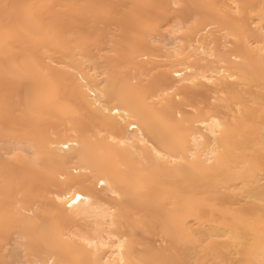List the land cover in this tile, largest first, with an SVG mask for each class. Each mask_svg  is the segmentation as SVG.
<instances>
[{
  "label": "bare ground",
  "instance_id": "bare-ground-1",
  "mask_svg": "<svg viewBox=\"0 0 264 264\" xmlns=\"http://www.w3.org/2000/svg\"><path fill=\"white\" fill-rule=\"evenodd\" d=\"M221 1L0 0V264H264V0Z\"/></svg>",
  "mask_w": 264,
  "mask_h": 264
},
{
  "label": "rangeland",
  "instance_id": "rangeland-1",
  "mask_svg": "<svg viewBox=\"0 0 264 264\" xmlns=\"http://www.w3.org/2000/svg\"><path fill=\"white\" fill-rule=\"evenodd\" d=\"M223 1V0H222ZM221 1V2H222ZM174 4V5H173ZM222 4V3H221ZM172 5L173 6H175L174 8H171L170 6H169V9H168V12H167V16L166 17H164L163 18V20L164 21H162L163 22V24H161V25H164L163 27V30H161L160 32L162 33L161 35H157L156 37L157 38H161L160 40H162V41H164L165 40V37H167L170 33H169V31L168 30H170V31H172L173 29H174V26L172 25V24H176V22H178V20H179V18H178V13H176L177 11H179L178 9V7H179V5L180 4H176V3H173L172 2ZM175 9H177L176 11H175ZM170 13V14H169ZM176 17V18H175ZM166 18V19H165ZM177 19V20H176ZM174 20H176V21H174ZM190 21H192V20H190ZM191 23V22H190ZM189 22H188V24H190ZM101 24L102 23H100V25H99V28L101 29V33H100V37H101V35L102 36H104L106 33L105 32H107V34L105 35V37H102V41H99V43L97 44V46H93V52L95 53V54H104V57H105V55H106V57L104 58V60L106 61V59L107 60H109V58H110V56H112V50L113 49H111L112 47H113V45L115 44V42H116V40H118V39H116V38H118L119 36L118 35H120V30L118 29V25L117 24H102V27H101ZM174 24V25H175ZM217 24H215V26L214 25H211L210 27H208V32H206L208 35H207V43H209V42H211V44L213 43V45H211V44H209V46L211 45L213 48H216V50H219V48H221L220 50H219V52L221 51V50H223V51H221V52H225V51H228L233 45H230V44H232V43H227V41H230V40H232V38L231 37H228V38H225V31L223 30V29H221V27H219L218 25L216 26ZM118 26V27H117ZM109 27V28H108ZM162 27V26H161ZM218 27V28H217ZM211 28H212V30H211ZM216 29V31H215V29ZM220 28V29H219ZM162 29V28H161ZM166 29H168V30H166ZM105 33H103V32ZM212 32L214 33V34H212ZM212 34V35H211ZM165 35H167V36H165ZM210 35V36H209ZM153 37L154 36V34H152V35H149V37H147L148 39H149V43H150V45L152 46V52H153V50H154V48H155V50H154V52H153V58L156 60H158V59H161L162 60V62H160V61H158V63H157V60H156V63H155V65H156V67H154V71H153V69H152V73L153 72H155L154 74H156L157 73V71H158V73H159V69H162L163 70V67H161V66H163L165 63H167L169 60H168V58L165 56V58L163 59V57L162 56H160L159 54H162L163 52H165V51H163L162 50V53L160 52L161 51V46H163L164 45V42L163 43H161V41H160V43L159 42H152L151 41V39L152 38H150V37ZM164 36V37H163ZM214 36H217L216 38H217V40L214 38ZM221 36H222V38H221ZM209 37H212V38H209ZM163 38V39H162ZM168 38V37H167ZM167 38H166V43H167ZM99 39V40H100ZM221 39H223V40H221ZM228 39H230V40H228ZM170 40V39H169ZM212 40V41H211ZM215 40V41H214ZM221 40V41H220ZM226 40V41H225ZM225 41V42H224ZM102 42V43H101ZM159 43V44H158ZM220 44L221 43V45H217V44ZM226 43V44H225ZM152 44H154V45H152ZM163 44V45H162ZM223 44V45H222ZM157 45H158V47H157ZM100 46V47H99ZM210 46V47H211ZM220 46V47H219ZM224 46H226V47H224ZM219 47V48H218ZM101 48V49H100ZM224 48H226V49H224ZM114 53V52H113ZM157 53H159V54H157ZM99 54V55H100ZM165 54V53H164ZM158 55V56H157ZM163 55V54H162ZM212 57H214V56H212ZM211 57V58H212ZM144 58H146V57H144ZM213 59V58H212ZM97 61H101V59H97ZM158 64V65H157ZM216 65H219L220 63L219 62H217V63H215ZM154 65V66H155ZM157 66H160V67H157ZM156 68H157V70H156ZM159 68V69H158ZM161 70V71H162ZM157 73V74H158ZM145 77H147V76H144V78ZM146 79V78H145ZM212 95H214V94H212ZM210 102H216V99H215V97H212L210 100H209ZM187 106V107H186ZM184 108V110L186 111L185 113H187V114H189V112L191 113V112H194L195 111V109H194V107L192 106V105H190V104H188V105H186ZM20 195V194H19ZM17 196V195H16ZM18 197V196H17ZM156 243L157 244H160V239L159 238H157L156 237Z\"/></svg>",
  "mask_w": 264,
  "mask_h": 264
}]
</instances>
